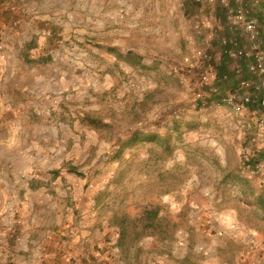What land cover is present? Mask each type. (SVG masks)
Returning <instances> with one entry per match:
<instances>
[{
	"label": "rangeland",
	"instance_id": "obj_1",
	"mask_svg": "<svg viewBox=\"0 0 264 264\" xmlns=\"http://www.w3.org/2000/svg\"><path fill=\"white\" fill-rule=\"evenodd\" d=\"M161 1L0 0V211L20 264H37L35 246L77 239L94 252L101 240L92 264H264V174L252 172L264 170V136L257 114L238 127L218 102L221 83L243 79L234 85L227 64L242 60H215L229 78L201 87V61L183 64L188 41L161 38ZM177 11L175 32L199 16L193 2ZM151 201L169 231L131 227L121 247L122 216Z\"/></svg>",
	"mask_w": 264,
	"mask_h": 264
},
{
	"label": "crops",
	"instance_id": "obj_2",
	"mask_svg": "<svg viewBox=\"0 0 264 264\" xmlns=\"http://www.w3.org/2000/svg\"><path fill=\"white\" fill-rule=\"evenodd\" d=\"M195 3L196 4V11L198 13V18L195 19L193 21V24H187V28L183 29L182 31H176V29H179V27H183L185 25L184 22H182L181 19H179L178 21H175L173 18H170L169 20V12L171 14H175V12H178L177 10H183V11H187L188 6H190L191 3ZM230 3L233 5L234 2L230 1ZM162 10L165 9V23L168 22V26L167 28H165L164 32L167 34V32L169 33L168 38H166V36L161 37L162 39H171L169 37H174V34H181L183 36V38L185 39V42L188 41V46L191 48V56H194V53L197 51L198 47L204 48L208 53L210 52L208 50V48L210 47V49H212L211 51L214 52V57L213 58V62L215 63V60L221 58L222 56H228L229 58H232L229 55L228 52V46H223L222 45V39L224 38H228L230 40H234V42L240 46V47H244L249 45L250 40L248 37V33L247 31L244 29L243 25L238 24L235 22L234 18L228 14L227 11V7L225 4H223L222 0H216L213 3L210 2H198L196 0H173V2L171 0H162L161 2H159L158 5ZM244 6L246 8V14L247 17L250 19H255L257 22V26L259 28V31L261 33L260 36V45L261 48L263 49L264 52V0H245L244 1ZM169 7V8H168ZM180 8V9H178ZM188 11L186 12V16H187ZM184 17L183 14H181V17ZM199 18H203L205 19V26L202 30V32L198 34V32H196V30L194 29V22L196 20H198ZM171 22V23H170ZM171 24V25H170ZM183 25V26H182ZM162 27V26H159ZM167 31V32H166ZM165 35V34H164ZM201 35V42H198V37H200ZM244 38L245 43L240 44L239 42H237L236 38ZM167 40V41H168ZM206 41L209 42V46L206 45H202L204 44ZM199 43V44H197ZM217 44H219V46H217ZM167 46V47H166ZM166 51H171V49H173L171 46H168V43L165 44V48ZM187 54V55H190ZM210 54V53H209ZM186 56V55H185ZM212 57V56H211ZM234 59V58H232ZM235 60H242L240 61L239 64L237 65H233L234 63L231 64H227V66H229L226 70L230 69V73L233 77V84L235 85V82L238 81V78H242L240 79L237 86L234 90H229L228 91V84H220L219 79L215 82V86L218 89L219 88V84H220V93L221 92H225L223 95H225L226 93L230 92V91H238L239 93L241 92V88H240V82L242 80H247V79H252V80H257L256 76H254L250 70H249V65L252 62V58H243V59H235ZM183 64L185 65V67H189L183 58ZM216 65V63H215ZM245 65V67H244ZM180 67V66H179ZM181 68V67H180ZM182 69V68H181ZM219 70V69H218ZM181 71V70H180ZM179 71V73H180ZM176 72V71H175ZM220 79H221V75L222 78L224 75H227L228 77L226 79L229 78V75L227 73H223L220 74ZM181 75H179V79H181ZM225 79V78H223ZM225 79V80H226ZM181 82L182 81L181 79ZM228 83H231V81L229 80ZM218 85V86H217ZM232 87H234L232 85ZM231 87V88H232ZM222 95V96H223ZM262 98V94L259 95L258 98H255L253 100V102L248 106V109L240 116V120L242 122V125H239L238 119H236V117H234V115L230 112V108L225 106L228 109V112L235 118L237 126L238 127H245L246 122L244 118V115H246L247 113L250 112V114H258L259 111L262 108V105L260 103ZM257 133L260 136H264V132L259 133L258 132V126H257ZM1 211H0V264H20V260L16 261L13 260L15 259V256L19 253V249L20 246H17V243H15V241H13V238H15V236H13V234H11V227L6 226V220L4 218L3 215H1ZM32 234V233H31ZM15 235V233H14ZM33 235V234H32ZM35 237V235H34ZM103 241V240H102ZM73 245L70 249H67L68 244L67 242H65V240L61 241V242H57V241H49L48 243H44L41 247L39 246H35L32 249V251H36L33 255L36 256L37 258L34 260L37 264H76L77 262H79V258H81V264H92L94 262H96V258H98L99 255H101L100 252L103 253V250L99 249L102 248V242L99 239L96 243H98L100 246H98V248L94 250H87L90 249L89 247H87V244L85 241L79 243V239L76 240V242H72ZM83 244V252L82 254L80 253V245L79 244ZM86 245V246H85ZM79 246V248H78ZM89 246V245H88ZM18 247V248H17ZM92 247V246H91ZM86 248V249H85ZM97 250V251H96ZM65 252H68V254L70 255L69 259H66V257L63 256V254ZM13 254V259H12V255ZM80 254V255H79ZM113 254L115 255V253L113 252ZM71 257H73V259H71ZM79 257V258H77ZM71 259V260H70ZM75 259L77 260V262L75 261ZM31 263L29 262H25V264H29Z\"/></svg>",
	"mask_w": 264,
	"mask_h": 264
},
{
	"label": "built area",
	"instance_id": "obj_3",
	"mask_svg": "<svg viewBox=\"0 0 264 264\" xmlns=\"http://www.w3.org/2000/svg\"><path fill=\"white\" fill-rule=\"evenodd\" d=\"M198 2H210L213 3L216 0H196ZM230 1H233L232 5ZM245 0H222L223 4L226 5L228 14L231 15L235 22L243 25L244 29L248 33L250 40L249 45L240 47L234 40L228 38L222 39V45L228 46L229 55L234 59H243V58H252V62L249 65L250 72L256 76L257 80L245 79L240 82L241 92L230 91L219 98L218 102L230 108V112L238 119L239 125H242L240 116L248 109V106L253 102L255 98H258L262 94L261 105L262 108L257 114V126L258 132H264V52L260 45V36L261 33L257 26L255 19H250L247 17L246 8L244 6ZM205 19L199 18L194 22V29L196 32L201 33L205 26ZM17 20H12V25H17ZM7 50V46L0 36V54H4ZM196 59L201 61V70L199 76L200 86H210V93H216L218 90L215 86V82L220 78L219 71L216 68L215 64L212 61L211 55L201 47L197 48V51L194 53ZM184 61L189 67L194 66L193 56L186 55L184 56ZM176 72H179L181 68H174ZM227 75H224L223 78H227ZM182 81L185 80L184 76L181 77ZM205 93L202 89L198 90L195 98V105L200 109H204L209 104ZM215 102L212 105H216ZM218 105V104H217ZM261 171L262 175L264 174L263 164H256L255 168L252 169L253 174ZM264 179L259 182H263Z\"/></svg>",
	"mask_w": 264,
	"mask_h": 264
},
{
	"label": "trees",
	"instance_id": "obj_4",
	"mask_svg": "<svg viewBox=\"0 0 264 264\" xmlns=\"http://www.w3.org/2000/svg\"><path fill=\"white\" fill-rule=\"evenodd\" d=\"M259 200L261 203L264 202V198L262 196L259 197ZM161 211L162 204L151 201L149 203L143 204L140 207V212L135 217H130L128 213H125L120 221L121 229L120 238L118 240L119 245L122 247L124 244V241L126 240L125 238L128 236L127 234L129 229L138 225L140 227L139 233L136 234L138 238L143 237L145 234L155 235L156 237L162 236V238H164L163 235L165 234V231H169L167 230L169 227L167 225L168 223H166L165 228H162L164 224L162 222ZM167 234H170L169 236L172 237L174 235V231H170V233Z\"/></svg>",
	"mask_w": 264,
	"mask_h": 264
}]
</instances>
